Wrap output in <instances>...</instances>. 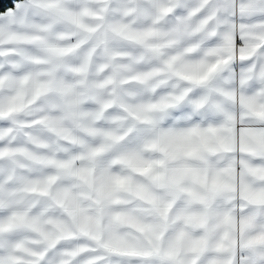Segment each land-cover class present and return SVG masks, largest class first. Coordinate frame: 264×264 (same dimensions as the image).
I'll use <instances>...</instances> for the list:
<instances>
[{"label":"snow or ice","instance_id":"obj_1","mask_svg":"<svg viewBox=\"0 0 264 264\" xmlns=\"http://www.w3.org/2000/svg\"><path fill=\"white\" fill-rule=\"evenodd\" d=\"M0 2V264H264V0Z\"/></svg>","mask_w":264,"mask_h":264},{"label":"trees","instance_id":"obj_2","mask_svg":"<svg viewBox=\"0 0 264 264\" xmlns=\"http://www.w3.org/2000/svg\"><path fill=\"white\" fill-rule=\"evenodd\" d=\"M0 2H2V0H0ZM11 3H12V0H9V3L6 4L5 6H6V7L9 6V4H11ZM0 10H2V9H0Z\"/></svg>","mask_w":264,"mask_h":264}]
</instances>
